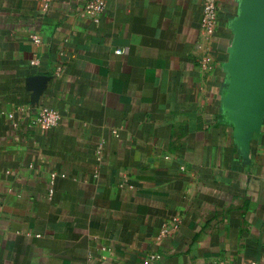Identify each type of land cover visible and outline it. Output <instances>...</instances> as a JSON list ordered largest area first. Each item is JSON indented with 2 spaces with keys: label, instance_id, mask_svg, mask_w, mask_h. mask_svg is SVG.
<instances>
[{
  "label": "crops",
  "instance_id": "0c3cea01",
  "mask_svg": "<svg viewBox=\"0 0 264 264\" xmlns=\"http://www.w3.org/2000/svg\"><path fill=\"white\" fill-rule=\"evenodd\" d=\"M252 1L217 0L209 34L203 0H108L98 22L0 0V264H264V82L237 100Z\"/></svg>",
  "mask_w": 264,
  "mask_h": 264
},
{
  "label": "water",
  "instance_id": "95a60500",
  "mask_svg": "<svg viewBox=\"0 0 264 264\" xmlns=\"http://www.w3.org/2000/svg\"><path fill=\"white\" fill-rule=\"evenodd\" d=\"M248 9L250 16L244 25V40L238 57L237 100L242 115L256 101V95L264 82V0H253ZM46 76H37L42 84Z\"/></svg>",
  "mask_w": 264,
  "mask_h": 264
},
{
  "label": "built area",
  "instance_id": "2783aa9c",
  "mask_svg": "<svg viewBox=\"0 0 264 264\" xmlns=\"http://www.w3.org/2000/svg\"><path fill=\"white\" fill-rule=\"evenodd\" d=\"M108 0H86L84 4V12L87 14L93 22H98L100 16L103 14ZM218 3L217 0H203L202 7V28L209 34H211L218 20ZM115 54H122L123 49L117 48ZM60 114L57 110L50 107H41L37 115L33 119V124L43 129L51 128L58 124L60 120ZM151 259H158L160 255H152Z\"/></svg>",
  "mask_w": 264,
  "mask_h": 264
}]
</instances>
